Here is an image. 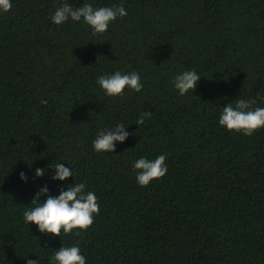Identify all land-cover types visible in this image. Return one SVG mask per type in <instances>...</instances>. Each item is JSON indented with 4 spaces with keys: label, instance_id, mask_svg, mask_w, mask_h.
<instances>
[{
    "label": "trees",
    "instance_id": "trees-1",
    "mask_svg": "<svg viewBox=\"0 0 264 264\" xmlns=\"http://www.w3.org/2000/svg\"><path fill=\"white\" fill-rule=\"evenodd\" d=\"M84 2L127 15L93 35L82 19L51 22L62 0L0 12V264H51L77 245L86 264H264V127L218 123L236 99L264 107V0H68ZM191 70L201 79L180 96L173 80ZM116 71L139 73L142 90L106 95L97 78ZM120 123L128 138L96 152L97 133ZM164 154L165 176L139 186L133 162ZM52 163L73 176L53 181ZM74 183L97 198L88 229L53 237L25 223L40 188Z\"/></svg>",
    "mask_w": 264,
    "mask_h": 264
},
{
    "label": "clouds",
    "instance_id": "clouds-1",
    "mask_svg": "<svg viewBox=\"0 0 264 264\" xmlns=\"http://www.w3.org/2000/svg\"><path fill=\"white\" fill-rule=\"evenodd\" d=\"M12 7L11 0H0V12L7 13ZM127 15L123 4L111 7L94 8L90 3L84 2L80 7H72L68 0H62L51 16V22L55 25L65 23L69 18L74 22L81 19L92 29V34H103L107 31L111 22L118 17ZM201 77L195 70L184 71L178 74L173 80V87L180 96L189 91H194L197 82ZM97 84L108 96H119L127 87L135 92L143 88L140 82L139 73L122 74L116 71L111 75L104 74L97 78ZM198 99V98H197ZM264 100V97H260ZM256 99L251 100L239 98L235 104L228 103L222 109L218 123L219 126L228 131L242 132L245 136H251L257 129L264 127V107L252 108ZM41 104H47L41 100ZM151 117V113L144 112L136 120L137 125L144 123L145 119ZM125 126L120 123L114 128L101 130L97 133L92 143L96 152H114L117 143H123L129 136ZM166 154L157 156L154 160L140 158L133 162V168L137 171L136 182L139 186L145 187L151 181L160 179L167 173L165 164ZM52 169L53 181H65L73 176L72 169L65 167L64 163H52L47 166ZM45 169L37 168L35 178L43 177ZM21 181L26 182L27 177L23 172L19 174ZM46 199L40 203V198ZM32 207L26 208L23 212V219L37 226L38 231L50 234L53 237L60 236L61 230L64 234L72 233L74 229L86 230L92 223L95 214L99 212V205L94 192L85 191L84 183H74L66 188H61L59 195L53 197L48 194L47 185L40 188L33 196ZM51 264H86L85 257L80 254L77 246L61 247L58 251L52 252ZM26 264H36V260L25 259Z\"/></svg>",
    "mask_w": 264,
    "mask_h": 264
}]
</instances>
